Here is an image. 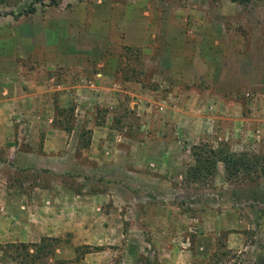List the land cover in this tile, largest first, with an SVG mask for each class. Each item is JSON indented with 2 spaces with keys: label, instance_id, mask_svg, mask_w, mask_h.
<instances>
[{
  "label": "rangeland",
  "instance_id": "1",
  "mask_svg": "<svg viewBox=\"0 0 264 264\" xmlns=\"http://www.w3.org/2000/svg\"><path fill=\"white\" fill-rule=\"evenodd\" d=\"M86 50L120 52L144 90L192 116L174 110L161 133V122L139 132L124 154L134 171L93 161L56 173L44 163L32 175L47 185L60 178L79 190L88 180L112 191L108 233L98 219L84 232L79 218L74 232L35 247L0 243V264H264V162L228 174L219 161L264 155V0H0V67L26 72L36 60L60 73L57 54ZM43 125L39 147L50 142ZM93 134L83 130L77 146L91 149ZM117 149L96 153L113 161Z\"/></svg>",
  "mask_w": 264,
  "mask_h": 264
},
{
  "label": "crops",
  "instance_id": "2",
  "mask_svg": "<svg viewBox=\"0 0 264 264\" xmlns=\"http://www.w3.org/2000/svg\"><path fill=\"white\" fill-rule=\"evenodd\" d=\"M122 58L125 57L116 51L57 54L53 64L60 73L51 74L36 60L26 72L0 67V156L4 159H0V243L36 244L43 236L61 237L74 232L79 218L86 219L79 223L88 233L94 232V220L98 219L105 237L108 214L104 204L106 199L115 197L110 194L112 191L104 192L100 187L92 191L88 180L79 190L60 178L47 185L32 174L44 163L56 173L89 171L93 161L102 164L103 169L110 166L134 171V164H125L124 154L128 157V146L137 142L139 132L161 122L157 130L161 133L170 122L172 111L178 115L189 113L178 102L169 104L144 90L138 66L132 67L131 62L124 66L128 63ZM5 81L11 82L4 86ZM44 105L50 107L49 115L43 113ZM201 105L202 100L198 101L199 109ZM191 116L189 113L186 117ZM43 123L50 142L39 147L34 139ZM83 130L90 134L100 132L103 138L95 134L93 137L97 141L102 138L103 146L95 139L91 149L77 146ZM110 144L118 147L117 157L113 161L102 160L96 152ZM138 201L135 197L132 203ZM138 211L137 217H144L147 212ZM85 242L92 244L91 240ZM3 259L2 264H16L13 259Z\"/></svg>",
  "mask_w": 264,
  "mask_h": 264
},
{
  "label": "trees",
  "instance_id": "3",
  "mask_svg": "<svg viewBox=\"0 0 264 264\" xmlns=\"http://www.w3.org/2000/svg\"><path fill=\"white\" fill-rule=\"evenodd\" d=\"M57 3H58L57 1L54 2V4H57ZM212 152H213V155H215L217 153V151L215 149L212 150ZM253 160H254L253 164L247 165L246 162H238L236 159H230V156H228V155H225V156L219 155V161H222L225 163L226 171L228 172V174L231 173L230 170L232 171V169H231L232 166H234L235 169H238V170H240L241 166H244V168H246V169H249L250 168L249 166H252V165H254L256 168L258 166L260 167V163L264 162V155H261V157L259 155H256L253 157V159L249 160V162L253 161ZM260 168L262 170H264V167L261 166ZM22 246L24 248H26V247H35L36 245L34 243H32V244H30V246H28L27 244L26 245L24 244Z\"/></svg>",
  "mask_w": 264,
  "mask_h": 264
}]
</instances>
